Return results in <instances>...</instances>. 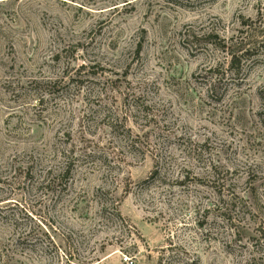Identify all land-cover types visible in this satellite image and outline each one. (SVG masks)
I'll return each mask as SVG.
<instances>
[{
    "label": "rangeland",
    "instance_id": "obj_1",
    "mask_svg": "<svg viewBox=\"0 0 264 264\" xmlns=\"http://www.w3.org/2000/svg\"><path fill=\"white\" fill-rule=\"evenodd\" d=\"M126 258L264 264V0H0V264Z\"/></svg>",
    "mask_w": 264,
    "mask_h": 264
},
{
    "label": "trees",
    "instance_id": "obj_2",
    "mask_svg": "<svg viewBox=\"0 0 264 264\" xmlns=\"http://www.w3.org/2000/svg\"><path fill=\"white\" fill-rule=\"evenodd\" d=\"M250 38L251 37L248 36L249 41H250ZM222 43H224V44H222L221 46H219V49L223 50L224 52L227 53V55H229V57H230V66L233 69V73H234L235 76H239L240 73H241L240 72V68L241 67H239L240 66L239 61L242 60V57H245V56H248V55H252V53L254 51L253 48H255V44L256 43L253 44L252 43V40H251L250 44H245V43H242L241 42V43H237L234 46H228L226 42H222ZM249 45H251V46H249ZM251 47H253V48H251ZM239 53H240L241 56H238ZM235 64L237 66V69H234V65ZM81 69H83V66L81 67ZM76 84L80 85V83H76ZM46 85L48 87H54L56 84L47 83ZM81 87H82V85H81ZM38 103H40V106L42 107L43 104H44V100L43 99H39V102ZM233 195H235V194H233ZM221 197H227V198H229L230 201L232 202V204L235 203V200L236 199L239 202H242L243 201V198H240V197L238 198V196H236V198H234V196H232V197H230V195L225 196L223 194V192H219V198H221Z\"/></svg>",
    "mask_w": 264,
    "mask_h": 264
},
{
    "label": "built area",
    "instance_id": "obj_3",
    "mask_svg": "<svg viewBox=\"0 0 264 264\" xmlns=\"http://www.w3.org/2000/svg\"><path fill=\"white\" fill-rule=\"evenodd\" d=\"M125 264H130V261L128 260V258L125 259Z\"/></svg>",
    "mask_w": 264,
    "mask_h": 264
}]
</instances>
